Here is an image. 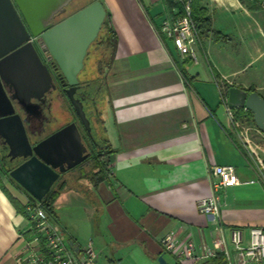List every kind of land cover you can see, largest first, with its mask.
Returning <instances> with one entry per match:
<instances>
[{
    "label": "crops",
    "instance_id": "crops-1",
    "mask_svg": "<svg viewBox=\"0 0 264 264\" xmlns=\"http://www.w3.org/2000/svg\"><path fill=\"white\" fill-rule=\"evenodd\" d=\"M98 1L118 39L102 116L109 153L102 173L94 167L55 203L66 240L75 252L92 242L93 264H176L162 239L198 243L199 229L210 238L198 205L214 192L212 168L227 165L239 178L219 192L220 217L226 235L239 229L248 240L264 229V133L252 124L243 139L222 95L228 85L264 99V0H202L211 26L197 63L158 32L177 13L167 0ZM28 202L0 172V264H19L31 223L16 204Z\"/></svg>",
    "mask_w": 264,
    "mask_h": 264
},
{
    "label": "water",
    "instance_id": "water-1",
    "mask_svg": "<svg viewBox=\"0 0 264 264\" xmlns=\"http://www.w3.org/2000/svg\"><path fill=\"white\" fill-rule=\"evenodd\" d=\"M75 1L0 0V136L8 144L9 157L25 161L11 170L9 176L38 202L60 182L62 174L88 157L75 123L32 147L15 108L28 119L40 112V106L32 100H42L55 88L50 70L41 60L40 49L50 55L65 77L66 85L70 86L66 91L68 99L90 133L91 122L74 93L107 13L97 0L60 20ZM228 106L251 112L255 126L264 133V99L258 93L232 86L228 90ZM158 261L168 264L163 256Z\"/></svg>",
    "mask_w": 264,
    "mask_h": 264
},
{
    "label": "built area",
    "instance_id": "built-area-1",
    "mask_svg": "<svg viewBox=\"0 0 264 264\" xmlns=\"http://www.w3.org/2000/svg\"><path fill=\"white\" fill-rule=\"evenodd\" d=\"M181 7L176 16L169 17L160 25L159 33L173 43L174 48L182 58H190L197 63L196 45L201 35L192 16L193 0H172ZM34 42L37 43L36 39ZM39 44V43H38ZM229 87V86H228ZM228 87H223V104L233 120L234 127L239 125L234 120L233 109L228 106ZM232 87V86H230ZM244 113L248 110L243 109ZM240 128V127H239ZM243 139H247L250 129H241ZM212 177L213 193L200 200L198 210L208 220L212 228L207 239L205 229H199V241L181 239L175 232L169 233L162 239L165 253H170L176 259V264H207L222 258V264H264V229H250L248 240L244 239L241 230H232L225 234L224 224L220 217L219 192L238 184L237 171L234 166H214ZM28 215L31 228L27 234L21 235L24 251L19 264H93L98 255L92 244L87 242L85 247L75 252L66 240L64 231L57 219L51 217L40 205L29 207ZM44 241L45 249L41 241Z\"/></svg>",
    "mask_w": 264,
    "mask_h": 264
},
{
    "label": "flooded vegetation",
    "instance_id": "flooded-vegetation-1",
    "mask_svg": "<svg viewBox=\"0 0 264 264\" xmlns=\"http://www.w3.org/2000/svg\"><path fill=\"white\" fill-rule=\"evenodd\" d=\"M39 54L43 63L50 70L55 88L52 87L51 91L45 94L42 100H32L40 106L39 113H35L26 119L24 114L15 106L16 113L20 115L23 120L22 122H24L26 135L32 147L38 145L56 132L58 133V131L70 124L75 123L77 125L82 137V142L87 149L86 155H88V157H86L87 159L82 164L61 175L60 181L64 183V188L68 189L73 183L82 179L83 176L94 173L92 171L94 167L97 168V166H101L106 162L109 153V145L104 133L101 132L104 122L102 116L107 106L105 101V83H96L95 80L82 81L81 76L87 66L86 59L89 56L88 53L84 61L83 70L78 76V89L74 93V97L84 105L86 116L91 122V131L89 133L84 128L81 120H79V117L68 99L66 91L70 89V86L66 85L67 81L60 69H58L59 67L56 62L49 54H45V52L40 49ZM9 151L8 144L5 139L0 136V162L7 174L25 162L22 158L11 159L9 157Z\"/></svg>",
    "mask_w": 264,
    "mask_h": 264
},
{
    "label": "trees",
    "instance_id": "trees-1",
    "mask_svg": "<svg viewBox=\"0 0 264 264\" xmlns=\"http://www.w3.org/2000/svg\"><path fill=\"white\" fill-rule=\"evenodd\" d=\"M79 0H76L74 3H76ZM97 1V0H91L90 3H88L87 5L83 6L81 9H83L84 7L90 5L92 2ZM74 3H71L72 5ZM167 4L169 5L170 8H176L177 10L180 11L181 7L174 4L171 0H167ZM71 5V6H72ZM68 9V12L66 13V15L62 16V18L60 20H63L65 18H67L68 16L79 12L78 9L77 11L70 13V8ZM192 16H193V20L195 22V24L197 25L199 31H200V35L203 36L204 34H206L207 32L210 31V26L211 23L210 22V17L208 16V12L207 10L202 6V0H193V4H192ZM96 40H99V46L102 47V57H101V61L99 62L98 65V69H97V73L101 74V78H98L95 80V82H104L105 83V89H106V74H107V69L109 68V66L111 65V62L113 60V56L114 53L116 51L117 48V43H118V39H117V34L114 32V30L112 28H109L108 25V16L106 17V20L102 26V29L97 37ZM95 40V42H96ZM95 42L93 44H95ZM92 44V46H93ZM91 46V47H92ZM90 47V49H91ZM90 49H89V56L87 57V62L90 58ZM103 76V78H102ZM94 81V79H93ZM228 87V85H226ZM230 87H228L229 90ZM249 93H253L255 92L254 90H250L248 91ZM228 94V93H227ZM234 112V116L235 118H237L238 120H244L245 118H247L248 121H246L248 124L252 123L254 124L253 121V116L251 114V112L248 111V113H244L243 109H233ZM105 164V163H104ZM99 165L98 169L101 170L98 173H102L105 168V165ZM0 172L5 173L9 180L14 183L16 185V187H19L20 189L22 187H20L10 176L9 174H7V172H5V170L2 168V164L0 162ZM85 177V179L87 177H89V175L83 176ZM82 177V179H83ZM65 185L64 183H62L61 181L58 182L54 188L51 190V192L44 198V200L42 202H38L36 201L32 196H30L26 191H23L28 195L29 198V202L26 205L23 206H19L16 204V207L18 208V213L23 214L29 221V215H28V208L31 207H36L38 205H40L42 208L45 209V211L54 219H57L56 213H55V203L56 201L59 199V197L64 193L65 190ZM78 185H76V183H73V185L70 186V188H68L69 190L71 189H77ZM13 202H15L13 200ZM16 203V202H15ZM42 244V248L44 250V252H47L45 249V244L44 241H41ZM212 264H222V258H218L213 260Z\"/></svg>",
    "mask_w": 264,
    "mask_h": 264
},
{
    "label": "rangeland",
    "instance_id": "rangeland-1",
    "mask_svg": "<svg viewBox=\"0 0 264 264\" xmlns=\"http://www.w3.org/2000/svg\"><path fill=\"white\" fill-rule=\"evenodd\" d=\"M91 0H79L77 1L76 3H74L71 8H70V13H73L75 11H77L78 9H81L83 6L87 5L88 3H90ZM247 2H250V1H247ZM257 3H259V1H257ZM261 4V3H259ZM262 5V4H261ZM257 9L259 10L260 6H256ZM102 47L99 46V40H96L95 44H93V46L91 47L90 49V58L87 62V66L85 67V71L83 72L81 78H82V81H89V80H96L98 78H101V74L97 73V69H98V65H99V62L102 60L101 57H102ZM103 78V76H102ZM234 116V115H233ZM234 120L237 124L239 125H235L234 129L235 131H238L237 133L242 136V130L241 129H250L252 123H247L246 121L247 118H245L244 120H238L237 118H235L234 116ZM65 123V122H63ZM254 125V124H253ZM240 127V128H239ZM250 133V132H249ZM98 172L99 169H98ZM95 175H93V173L91 175H89V177H87V179H91V178H94ZM79 188V187H78ZM56 213V212H55ZM168 260H172V258L170 256L167 257Z\"/></svg>",
    "mask_w": 264,
    "mask_h": 264
}]
</instances>
